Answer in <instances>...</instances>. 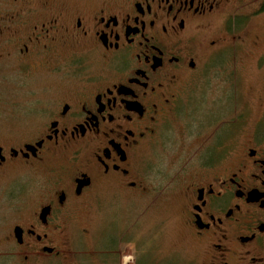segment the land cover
<instances>
[{"label": "flooded vegetation", "instance_id": "flooded-vegetation-1", "mask_svg": "<svg viewBox=\"0 0 264 264\" xmlns=\"http://www.w3.org/2000/svg\"><path fill=\"white\" fill-rule=\"evenodd\" d=\"M233 5L0 0V264H264V116L199 114L244 76ZM218 54L236 62L219 96Z\"/></svg>", "mask_w": 264, "mask_h": 264}, {"label": "rangeland", "instance_id": "rangeland-1", "mask_svg": "<svg viewBox=\"0 0 264 264\" xmlns=\"http://www.w3.org/2000/svg\"><path fill=\"white\" fill-rule=\"evenodd\" d=\"M263 1L264 0H233V6L235 8L238 7L241 9L239 11L240 16L238 18L240 28L236 31H231L228 34V40L234 41V37H238L239 34H242L243 38H245V42L238 52L239 54L237 53V58L238 60L240 59L237 62H239V66L241 67V71L243 72L242 74H244V76L240 74V76L237 77V85L227 89L225 91L226 94L216 100V104L211 109V114L205 115L203 112L199 113L200 115H203L207 122L216 118L220 119L221 117H224L226 115L224 113L231 112V110H233L237 105V102L245 100V98V101L249 102V108L247 111L248 120L253 121V119H256L261 113L262 116H264V12H259ZM240 31L242 33H240ZM224 58L225 56L220 54L213 57V65L223 62ZM224 65L218 64L213 66L215 75L219 74L221 76L220 82L217 83L214 91L217 96H219V91H223L228 86V84L225 83L226 81H224V77L233 75V68L235 67L236 62L231 61L229 64L230 66L227 67V73L224 70ZM207 129L203 128L200 133L194 131L197 129H190L194 132L188 133V139L183 145H180L181 148L175 147L167 149V151L163 152V154L161 153L160 155H162V157L159 161L161 162V168L163 172L172 163L178 164L180 160H183L188 149L197 146L199 142V136L206 135L209 132ZM167 173L172 172L171 170L165 171L163 177H166ZM153 177L154 176H152L150 179L151 183H153ZM170 177L171 175L168 178ZM154 178V183H157L158 179L161 181L162 176H156ZM168 178L165 180H168ZM104 197L110 198L113 196L104 195ZM88 199L91 200L92 197H88ZM162 202L163 203L161 204V207L163 208L169 209L176 207L175 205L167 206L169 201L164 197ZM94 211V207L81 208L77 215V223L80 226L91 225L92 222L95 221L96 215ZM116 213V210H112L107 212V215L109 218H114V214ZM151 220H148V222ZM112 226L113 224L111 227L106 226L105 229L107 230L100 235L99 241L101 242V245H111L115 242V232L112 230ZM177 229L178 228L176 226L172 228V237H170L171 240H173L172 244H175L181 240L180 237H177ZM164 234L165 233L163 232L161 233V238H163V240L165 239ZM86 242V247H93V245H95L94 235L90 236Z\"/></svg>", "mask_w": 264, "mask_h": 264}, {"label": "trees", "instance_id": "trees-1", "mask_svg": "<svg viewBox=\"0 0 264 264\" xmlns=\"http://www.w3.org/2000/svg\"><path fill=\"white\" fill-rule=\"evenodd\" d=\"M259 12H264V1H263V4H262Z\"/></svg>", "mask_w": 264, "mask_h": 264}]
</instances>
